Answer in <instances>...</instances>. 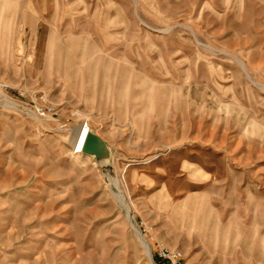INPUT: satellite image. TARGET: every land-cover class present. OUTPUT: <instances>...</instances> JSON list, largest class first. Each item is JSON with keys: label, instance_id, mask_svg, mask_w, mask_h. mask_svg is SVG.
Instances as JSON below:
<instances>
[{"label": "rangeland", "instance_id": "rangeland-1", "mask_svg": "<svg viewBox=\"0 0 264 264\" xmlns=\"http://www.w3.org/2000/svg\"><path fill=\"white\" fill-rule=\"evenodd\" d=\"M35 1L0 0V264H264V0Z\"/></svg>", "mask_w": 264, "mask_h": 264}, {"label": "water", "instance_id": "water-1", "mask_svg": "<svg viewBox=\"0 0 264 264\" xmlns=\"http://www.w3.org/2000/svg\"><path fill=\"white\" fill-rule=\"evenodd\" d=\"M84 153L93 155L98 161L107 160L110 155V150L107 143L96 133H89L85 145Z\"/></svg>", "mask_w": 264, "mask_h": 264}, {"label": "crops", "instance_id": "crops-1", "mask_svg": "<svg viewBox=\"0 0 264 264\" xmlns=\"http://www.w3.org/2000/svg\"><path fill=\"white\" fill-rule=\"evenodd\" d=\"M48 1V0H47ZM46 0L44 1L43 0V4H46L45 5V11H47V5L49 4V2H47ZM50 1V3H51V5L53 6V9H52V11H53V13H56V8H57V5H60V0H49ZM3 2V4L4 5H10L9 4V2L7 3L6 1H2ZM25 4H27V6H35L36 5V1L35 0H26V3ZM3 5V6H4ZM16 5V4H15ZM4 8V7H3ZM2 8V9H3ZM2 11V10H1ZM3 11H4V9H3ZM28 13V12H27ZM43 14H45L44 13V11L42 12ZM31 18H32V16H31ZM54 18H55V15H54ZM34 20V18H32V21ZM0 25H1V22H0ZM10 37L9 38H7L6 39V41L4 42V44L6 45V50H4V52L2 51L1 52V49H0V57L2 56V57H4L5 59H7L8 58V56L10 55V46H11V41H10ZM3 45V42L1 41V39H0V46H2Z\"/></svg>", "mask_w": 264, "mask_h": 264}, {"label": "built area", "instance_id": "built-area-1", "mask_svg": "<svg viewBox=\"0 0 264 264\" xmlns=\"http://www.w3.org/2000/svg\"><path fill=\"white\" fill-rule=\"evenodd\" d=\"M85 125H87V123H85ZM162 256H164L165 258H169V259H171V260H175V261H177V262H179L180 263V255H177V254H172V255H167V254H163L162 253Z\"/></svg>", "mask_w": 264, "mask_h": 264}, {"label": "bare ground", "instance_id": "bare-ground-1", "mask_svg": "<svg viewBox=\"0 0 264 264\" xmlns=\"http://www.w3.org/2000/svg\"><path fill=\"white\" fill-rule=\"evenodd\" d=\"M91 132H93V131H88V132L86 133V136H85V139H84V143H83V147H82V151H83V153H84V145H85L86 139H87L89 133H91ZM85 154H86V153H85ZM86 155H88V154H86ZM89 156H93V155H89ZM93 157H95V156H93ZM105 161H107V160H105Z\"/></svg>", "mask_w": 264, "mask_h": 264}]
</instances>
